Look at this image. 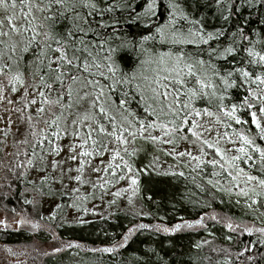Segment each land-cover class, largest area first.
<instances>
[{
  "label": "snow or ice",
  "instance_id": "6c2138e0",
  "mask_svg": "<svg viewBox=\"0 0 264 264\" xmlns=\"http://www.w3.org/2000/svg\"><path fill=\"white\" fill-rule=\"evenodd\" d=\"M21 87L16 111L27 122L20 141L31 147L27 165H35L39 150L47 167L48 155L58 157L67 140L65 159H52L50 167L59 169L61 184L67 178L77 186L67 192L50 187L49 196L68 195L72 207L88 212L84 201L97 188L102 199L104 191L126 180L114 196L128 193L131 202L145 174L190 177L213 203L222 195L231 203L234 196L235 205L247 211H212L156 228L176 233L198 226L215 237L207 219L229 230L223 234L229 246L214 252L230 253L234 243L238 264H264V0H0V101L14 106L5 93ZM241 89L239 103L230 102ZM205 115L230 131L221 134L202 121ZM181 141L198 145V154L178 150ZM221 141L231 143L235 154ZM207 150H214L211 158ZM86 170L100 175L93 182ZM85 184L94 191L77 195ZM209 200L204 204L211 208ZM62 207L55 203L50 218ZM247 215L252 220L245 221ZM16 223L40 227L25 216ZM0 224L9 227L7 221ZM145 227L150 225H133L122 241L102 250L113 252ZM245 233L256 238L242 242ZM204 259L212 264L210 256ZM222 259L233 264L230 254Z\"/></svg>",
  "mask_w": 264,
  "mask_h": 264
},
{
  "label": "trees",
  "instance_id": "16d2710c",
  "mask_svg": "<svg viewBox=\"0 0 264 264\" xmlns=\"http://www.w3.org/2000/svg\"><path fill=\"white\" fill-rule=\"evenodd\" d=\"M130 31L136 32L138 29L132 27ZM243 94L242 89L234 90L230 102L239 103ZM198 106L203 107L204 105L198 104ZM233 127L239 128L240 126L233 123ZM253 130H255L254 126ZM226 131H230V129H226ZM29 155H32L31 148ZM161 160L168 164L178 163L177 160L171 162L163 158L162 155ZM185 171L190 170L185 169ZM206 171L211 173L210 165ZM141 179L142 187L138 193V203L140 210L149 212L151 215L143 216L128 211H120L115 212L110 218H96L83 223L62 222L56 227L57 237L65 243L75 242V244L72 247H65L56 253L44 256L40 264H209L204 259L205 256L211 257L212 264H218V262L223 264L222 258L229 254L233 257V264H238L235 253L240 251V248L234 243L231 245L230 253L213 251L214 248L229 246V242L225 240L223 235L229 230L222 228L217 223L206 221L215 233V237L210 236L207 231L199 227L178 230L176 233H165L156 228V225L171 227L181 219H197L201 214L212 211H226L240 216L242 212L247 210L235 205L234 196L231 198V203H229L227 195H222L220 200L213 203L205 193L196 187L190 177L174 178L153 174L152 179H149L148 174H145ZM45 181L42 180L40 184H35V188L39 186L43 188L46 183L50 184V178ZM197 182H201L199 178H197ZM33 186L34 184L27 179V176H24L21 182H18L13 197L24 202V190L33 189ZM149 195H151L150 199ZM206 200L212 203L211 208L205 206L204 201ZM221 200L224 202L223 204ZM9 201L11 202V200ZM244 220L250 221L252 216H244ZM138 223L150 225V227L135 229L128 242L113 252L102 250L105 247H111L116 241H122L128 229ZM256 223L257 226H260L259 221ZM51 238V234L43 230L38 232L25 229L0 230V244L7 246L27 245L34 242L47 243ZM255 238V234L245 233L241 236V241L254 240ZM202 240H210L211 243L197 249L195 244ZM249 254L252 253H245L240 259L244 260ZM257 264H261V262L258 261Z\"/></svg>",
  "mask_w": 264,
  "mask_h": 264
},
{
  "label": "rangeland",
  "instance_id": "374dc122",
  "mask_svg": "<svg viewBox=\"0 0 264 264\" xmlns=\"http://www.w3.org/2000/svg\"><path fill=\"white\" fill-rule=\"evenodd\" d=\"M23 94L24 89L22 87L15 93H5V95L9 96L14 102V106L9 104L7 100L0 101V220L7 221L9 225V227L5 228L4 225L0 224V230L25 229L32 232L43 230L50 233L52 238L47 243L34 242L32 244L16 246L0 244V264H40L44 256L58 252L52 251L53 248H59L60 250L65 248L68 243L60 240L55 232L57 225L62 222L77 223L81 220L87 222L96 218H110L115 212L128 211L140 214L142 211L138 203V193L132 197L131 202L129 201L128 193L121 196H114L117 189L127 185L128 182L126 180L120 181L104 191L102 199L100 198L102 190L99 188L95 189L96 195L94 197L89 196V198L84 201V206L90 209L88 212H81L80 209L72 207V198L68 195L63 197L59 195L49 196L47 193L50 187L53 191L61 189L67 192L71 188L77 186L75 181H69L67 178H65L63 184H61L59 169H52L50 167L52 159H65V154L68 151L67 140L63 141L65 147L58 157L48 155L47 167L39 160V150H37V155L34 158L35 165H27L25 153L27 152V155L30 156L29 149L31 147L30 145L20 143V141L24 139L23 134L27 129V122L22 120V114L16 111V108L21 107L18 98ZM35 107L34 105L29 111L34 112ZM9 116L11 117V124L8 123ZM197 120L201 121V118H197ZM202 121L211 122L214 128L218 127L221 134L226 131L223 125L217 126L215 124L214 117L205 115ZM205 135L207 136L208 134L205 133ZM28 138L30 141L32 140L31 137ZM212 138H216L214 133L212 134ZM221 146L228 149L230 154H235V150L231 143L221 141ZM163 147L170 148L172 146L163 145ZM185 148H188L194 154H198V145L181 141L178 150H183ZM207 151H209L208 158H211L214 150ZM17 152L20 154L18 157L16 156ZM162 156L171 162L172 160L176 162L174 157ZM104 159H106V157ZM183 159H188V157H184ZM69 163L72 167H75V162ZM69 163L64 165L65 176H67L66 170ZM21 173H24V175H21ZM73 175H75V172H73ZM85 175L94 182L96 176L100 174L86 170ZM24 176H27V179L30 180L34 186L32 187L33 189L27 188L24 190L25 193H23V195L25 201L22 202L20 199H16L13 196L15 195L18 182H21ZM42 177L50 178V184L46 183L43 188L40 186L35 188V184H40V182H42ZM80 187L81 191L77 195L83 196L84 194L94 191L90 184H85ZM4 193H8V195L5 196L3 195ZM9 200H11V202ZM26 201L29 205L25 204ZM112 201L115 202L111 203ZM55 203H60L63 207L57 210L55 219H52L49 213L54 209ZM91 209L95 210L93 211ZM21 216L33 220L38 223L40 227L33 230L31 226L18 225L16 221H18ZM206 221L208 222L207 219ZM139 224L141 223L137 225Z\"/></svg>",
  "mask_w": 264,
  "mask_h": 264
}]
</instances>
